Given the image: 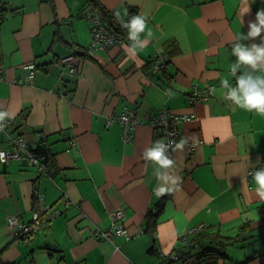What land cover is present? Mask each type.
Here are the masks:
<instances>
[{
	"label": "crops",
	"instance_id": "1",
	"mask_svg": "<svg viewBox=\"0 0 264 264\" xmlns=\"http://www.w3.org/2000/svg\"><path fill=\"white\" fill-rule=\"evenodd\" d=\"M91 1L0 0V110L15 113L5 131L22 135L29 149L42 146L50 161L48 175L25 158L0 163L4 264H158L160 253L172 252L200 223L204 233L232 236L249 220L252 232L233 244L241 254L223 251L201 264H264V200L247 177L261 162L264 116L236 108L220 88L223 78L235 85L232 44L247 34L264 0H96L101 10ZM87 8L101 16L107 10L118 22L116 13L122 18L132 9L147 17L153 38L136 60L121 45L91 54ZM155 52L168 55L156 74ZM70 54L77 60L74 74L58 61ZM209 84L216 92L192 102L191 92ZM126 108L142 120L130 142H123L118 122L108 123ZM159 109L177 115L181 137L194 145L172 152L182 183L158 209L156 166L142 153L163 140L149 118ZM5 131L3 149L9 146ZM35 192L56 215L46 231L16 238L7 217L29 222ZM118 208L129 236H94L95 229L112 228ZM149 211L156 217L155 247L145 231Z\"/></svg>",
	"mask_w": 264,
	"mask_h": 264
},
{
	"label": "clouds",
	"instance_id": "2",
	"mask_svg": "<svg viewBox=\"0 0 264 264\" xmlns=\"http://www.w3.org/2000/svg\"><path fill=\"white\" fill-rule=\"evenodd\" d=\"M250 8L245 10L248 13ZM244 13V14H245ZM118 19L121 20V26L127 29L128 40L130 44H122L128 57L136 60L138 53L145 49L153 38L152 29L148 27L147 17L145 15H132L128 20H122L119 13H116ZM249 31L247 34L241 33L235 37L232 44L231 54L234 56L235 62L229 66L230 74L235 78V85L230 83L229 79L220 80L221 95L223 99L230 101L236 108L249 112H255L264 116V9L258 10L255 21L248 24ZM142 34L143 37H142ZM259 38V43L246 44L243 41L255 40ZM213 93L216 89H211ZM169 95H172L169 90ZM15 113L7 110H0V131H3L6 120H11ZM126 119V118H124ZM174 144L173 151H183L187 138H181L179 142L171 141ZM170 143L158 139L150 147L143 150L142 158L146 162H151L156 167L154 175L159 181L154 189L157 197H163L166 194L177 190L182 178L175 171L176 162L169 154ZM5 153L0 152V163L5 161ZM255 181V193L264 200V167L255 169L251 173Z\"/></svg>",
	"mask_w": 264,
	"mask_h": 264
},
{
	"label": "built area",
	"instance_id": "3",
	"mask_svg": "<svg viewBox=\"0 0 264 264\" xmlns=\"http://www.w3.org/2000/svg\"><path fill=\"white\" fill-rule=\"evenodd\" d=\"M134 13L128 12V14L123 15L122 20H128L131 18ZM85 19L88 21L90 27V41L87 47L89 53H93L98 49H107L114 45H122L125 41V38L120 33H115L109 31L102 23V20L98 13L93 9H88V11L84 13ZM1 19V16H0ZM155 57L153 60V73H157L159 70L163 69L166 64L167 54L159 52L155 53ZM59 63L63 64L67 67L69 74H74L76 72L77 60L73 54L64 56L59 59ZM31 67V66H30ZM3 67L0 65V79H2ZM33 71H30L27 75L28 81H32ZM211 89H213V85L209 84L202 89H194L191 92V101H202L208 100L209 96L212 94ZM126 118V119H124ZM150 125L158 129L163 137V140L166 143H170L171 141L179 142L181 140V133L179 128L177 127V115L170 113L165 109H159L156 113L149 116ZM184 119H188L189 116L185 115ZM112 121H116L121 126V138L123 142H130L133 139L135 129L137 125L142 123V120L136 115L134 109L126 108L119 112L117 115H114L108 119V123ZM194 144L188 142L185 145L187 151L192 149ZM174 148V144L170 143L169 154L172 158V152ZM0 152H4L5 161L14 160V159H27L31 165H35L37 168L44 171V161L45 158L42 155L35 154L33 156L32 152L27 148V142L23 137L18 136L12 139L11 146L9 149H0ZM260 167H264V147L261 149V162L255 168H252L248 171L247 177H252L251 173ZM47 206L44 205V197L41 193H37V201L34 207L32 219L29 222L22 221L18 216L9 215L7 217V224L10 228L13 229V236H18L21 238L31 237V235L36 234L38 232L46 231L48 226V219L52 215L45 214L44 211L47 210ZM44 213V216L41 214ZM111 217L113 219L112 228L110 230H101L95 229L93 231L94 236H100L105 239H112L115 234L129 236V232L127 228L123 225V211L118 208L111 213ZM205 226L203 223L196 225L189 229V233L198 232L203 229ZM176 255H169V257L165 260H160L159 264H183L178 263ZM0 264H3L0 260Z\"/></svg>",
	"mask_w": 264,
	"mask_h": 264
},
{
	"label": "trees",
	"instance_id": "4",
	"mask_svg": "<svg viewBox=\"0 0 264 264\" xmlns=\"http://www.w3.org/2000/svg\"><path fill=\"white\" fill-rule=\"evenodd\" d=\"M91 2H93V3H91V4H93L92 6L98 7L101 10V7H100L101 4H99V2H97L96 0H92ZM134 12H135L134 10H132V9L130 10V13H134ZM101 14H102V16L99 15V13H98V15L100 16V18L102 20L103 25L109 31H112L115 33H120L121 35H123V37L125 39L128 38L127 29H125L121 26V21L118 22V21L114 20L113 17L110 15V13L107 10H104L103 13H101ZM125 14H128V12H126ZM90 27L91 26L89 25V28ZM155 53H159V52H155ZM155 53H154L152 62H153L154 57L156 55ZM167 62H168V55H167L166 63ZM34 67L35 66H31L30 70L34 71ZM4 123H5V125L10 124L11 121L6 120ZM3 131H5V127H4ZM6 133L8 136V145H9L7 149L10 148L12 139H14L18 136L23 137L20 134H14L12 132H10V133L6 132ZM24 140H25V138H24ZM0 149H3V148H0ZM33 150H35L36 151L35 153H37L38 155H44L45 156L44 167L46 168L47 174H49L47 171V166H48L50 161H49V157L47 156L46 150L42 146L41 147L37 146L36 148L31 149V151H33ZM4 163H6V162H4ZM37 193L38 192H35V194H34V207H35L36 201H37ZM164 200H165V197H163L156 204V208L159 209L160 207H162L164 204ZM44 212H45V214H48L47 213L48 208ZM55 215L56 214H54L53 216H55ZM41 216H44V213H42ZM53 216H50V217H53ZM144 222H145V231L151 237V240L153 242V246L155 247L157 229H156V217L153 214V211H149L146 214ZM204 229H205V227L203 229L199 230L198 232L186 233L185 235H183L181 237V239H180L181 241L179 242L177 247H174L172 252L167 254L166 257L163 255H160L158 259L159 260L160 259L166 260L169 257V255H176L177 256L176 262L183 263V264H201V262H203L205 260H209V259L218 260L219 258L225 256V253L222 250H220L219 247H224L227 245L236 244L237 242H240L244 238L248 237L250 235V232H252V230H253V228L251 227V221L250 220L242 223L239 226L237 232L232 236L220 235L219 233H217L215 231L211 232V233H204L203 232ZM15 237L17 238L18 236H15ZM153 248H151V249H153ZM160 254H163V253H160ZM196 254L198 255V256H196L197 258L191 259Z\"/></svg>",
	"mask_w": 264,
	"mask_h": 264
},
{
	"label": "rangeland",
	"instance_id": "5",
	"mask_svg": "<svg viewBox=\"0 0 264 264\" xmlns=\"http://www.w3.org/2000/svg\"><path fill=\"white\" fill-rule=\"evenodd\" d=\"M89 8H87L85 11L87 12ZM89 25V24H88ZM90 30V28H89ZM222 251H224L225 253H232L233 255H239L241 254V249H240V245L237 244V246L235 245H228V246H224L222 248Z\"/></svg>",
	"mask_w": 264,
	"mask_h": 264
},
{
	"label": "bare ground",
	"instance_id": "6",
	"mask_svg": "<svg viewBox=\"0 0 264 264\" xmlns=\"http://www.w3.org/2000/svg\"><path fill=\"white\" fill-rule=\"evenodd\" d=\"M85 13V12H84ZM134 14L136 15V12H134ZM83 16H84V14H83ZM114 116V115H113ZM141 124V123H140ZM138 126V125H137ZM72 142H74V141H72ZM27 148H28V144H27ZM28 150L29 151H31V149H29L28 148ZM32 152V154H33V156L35 155V154H37V153H35L36 151L35 150H33V151H31ZM38 155V154H37ZM42 156H44V155H42ZM44 158H45V156H44ZM32 166H34V165H32ZM41 170V169H40ZM45 174H47V172H46V169H44V171H43ZM48 175V174H47ZM43 195V194H42ZM44 197V196H43ZM122 222H123V219H122ZM112 223H113V219H112ZM124 225V224H123ZM125 226V225H124ZM126 227V226H125ZM128 230V229H127ZM95 231V230H94ZM189 231V230H188ZM129 232V231H128ZM108 240V239H107ZM111 240V239H110ZM161 255H163V256H165L166 257V255L167 254H161ZM0 260L2 261V263L4 264V262H3V260H2V258H1V254H0ZM161 260V259H160ZM160 260H159V262H158V264L160 263Z\"/></svg>",
	"mask_w": 264,
	"mask_h": 264
}]
</instances>
